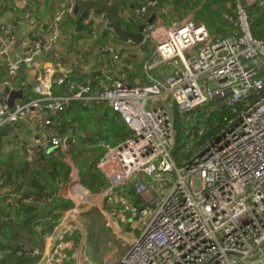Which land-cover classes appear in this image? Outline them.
<instances>
[{
	"label": "built area",
	"instance_id": "obj_1",
	"mask_svg": "<svg viewBox=\"0 0 264 264\" xmlns=\"http://www.w3.org/2000/svg\"><path fill=\"white\" fill-rule=\"evenodd\" d=\"M104 1L110 4L113 0ZM207 1L193 5L187 18L171 23L163 20L164 11L157 1H139L133 8L121 4L119 19L124 28L131 27L133 20L144 19L142 42L124 40V45L139 56L144 53L143 45L149 46L151 61L143 69L167 70L162 80L148 74V82L137 86L120 70L115 78L105 77L93 86L68 81L45 69L29 86L32 96L25 102L10 109L5 98H0V129L10 124L32 130L49 126L50 116L63 115L71 104L80 103L105 105L130 132L114 144L97 142L103 153L96 168L106 191L114 193L131 184L142 202L133 216L139 217L140 232L128 239V248L117 258L106 260L108 246L105 264L264 262V38L255 39L251 33L247 7L254 0H233L235 32L225 39L194 21ZM64 16L82 17L76 14L75 0H66L54 15L46 38L21 40V58L7 65L12 77L21 64L33 67L37 57L61 40ZM222 18L231 22L227 15ZM27 20L28 28L34 29L37 21L33 15ZM82 22L95 32L105 28L108 20L103 12L90 11ZM13 40L10 24L0 23V56ZM109 51L115 63L123 57L122 48L114 49L109 43L99 49L102 56ZM103 68L108 71L106 64ZM54 88H62L63 95H54ZM174 110L185 114L190 123L185 131L188 142L177 150ZM215 113L230 116H223L221 123L216 121L213 133H203L197 118L206 120ZM36 142L27 150L31 157L45 147L62 145L59 137L47 135ZM77 174V166L70 162L69 178ZM11 196L5 204L34 199L21 192ZM40 201L51 199L43 196ZM90 209L72 200L61 213L57 223L62 234L49 255L50 264H95L87 254L88 241L80 222V215ZM97 210L105 222H112L107 232L116 235L120 228L113 211L103 206ZM75 231L79 232L78 247L67 253L64 242L71 241ZM12 252L6 249L0 258ZM16 255L37 256L38 264L43 249L22 247Z\"/></svg>",
	"mask_w": 264,
	"mask_h": 264
},
{
	"label": "crops",
	"instance_id": "obj_2",
	"mask_svg": "<svg viewBox=\"0 0 264 264\" xmlns=\"http://www.w3.org/2000/svg\"><path fill=\"white\" fill-rule=\"evenodd\" d=\"M139 1L142 2L144 0H133V2L123 0L122 4L132 8ZM158 1L162 2L161 0ZM65 2L66 0H26L24 3H19L18 0H0V23L7 22L10 24L11 34L14 39L7 52L0 56V98H5L1 91L4 87L20 90L34 85L37 73L45 69L54 71L57 76L63 77L68 81L77 83L90 82L93 86L104 80L105 77L115 78L120 70L129 75V83L137 86L148 82V74L157 80L165 78L164 76L168 72L165 69L159 70L158 67L151 71L143 69V66L151 61L152 50L149 46L148 52L144 50L142 56L136 55L131 48L124 45V40L117 39L106 28L95 29V32H93L92 30L94 29L92 27L86 26L82 22L81 29L76 30V23L79 19H73L70 16L62 17L63 36L61 40L54 43L48 51L37 57L33 67L25 65L26 68L23 69L22 74L18 72L15 77H12L8 73L7 65L8 62H14L21 58L23 54L21 40L46 38L50 31L49 22L57 12L61 11ZM169 5L171 4H167L165 7L168 8ZM90 11L94 12L92 9ZM79 13L82 14L80 10L76 11V14ZM30 14L37 21L34 29L28 28L27 19ZM179 18L182 20L185 16L181 15ZM176 19L175 16H171L170 21ZM140 23L135 29L132 27L127 29L135 33L139 25L144 24L143 18H141ZM107 43L114 49L120 50L122 48L123 57L118 63L112 60L110 51L103 56L99 52V49ZM101 59L102 63L100 62ZM105 64L108 71L103 68ZM63 93L62 88H54L53 90L54 95H63ZM29 94H32V90L26 92L25 100ZM17 104H21V101H15V105ZM112 117L110 109L105 105L94 106L91 104L90 106H84L80 103H73L69 111L63 115L50 116L52 124L49 126L40 125L35 130H32L27 127L14 125L11 132L0 135V230L4 225L1 211L5 207L6 199L16 190V182L23 183L24 180H27L28 172L33 170V167L38 169L39 166L44 168L42 173L45 178L44 182L52 186L57 193L54 199H62L69 202V204H72V200L79 201L83 206L91 208L84 213L85 215H80L82 217L80 222L86 219V228H89V225L94 220L99 221L94 213H96L95 211L98 212L97 208L101 206L108 212L113 211V214L122 224L119 227L120 229L126 228L124 225H127L128 220L133 219L135 213L132 199L127 195L128 192L133 193L130 190L132 185L124 186L114 193L108 192L106 191L104 179L96 168L103 153V149L97 146V142L104 140L107 143L114 144L122 139L115 138L112 141H108L109 139L111 140V130L114 126ZM3 129H0V131ZM41 135L59 137L62 145L54 149L45 147L36 157L29 156L27 154L28 148L30 145L37 143L36 141ZM64 157L67 158V161L64 160ZM70 162L78 168L77 177L74 179H70L68 176ZM11 169L15 171L17 176L15 179H10L8 177L9 174H5L10 172ZM92 176L97 177L99 180V187L96 182L92 181ZM83 181L94 183L97 190L87 188ZM21 190H25V188ZM106 222L105 232L112 225L111 221ZM61 234L62 226L57 223L44 241L43 255L38 264H50L49 255L56 242L60 239ZM112 237L115 238L117 236L114 235ZM117 238L120 239L119 236ZM77 247V241L72 239L64 242V248L67 253H74ZM107 259L110 260L111 257L108 255Z\"/></svg>",
	"mask_w": 264,
	"mask_h": 264
},
{
	"label": "trees",
	"instance_id": "obj_3",
	"mask_svg": "<svg viewBox=\"0 0 264 264\" xmlns=\"http://www.w3.org/2000/svg\"><path fill=\"white\" fill-rule=\"evenodd\" d=\"M202 1L203 0H184L183 3L175 6L173 14L162 8L164 11L163 20L166 23H170L171 16H175L177 18L176 20H181V18H179L181 15L187 18L192 14V5L200 4ZM261 1L250 9L247 7V13L250 18L251 33L254 38L258 40L264 38V28L262 23L259 22V20L264 16V0L262 2ZM172 2L173 0H166L165 2L158 1V5L159 7H165L167 4H171ZM223 15H227L229 19H231V22L224 21L222 18ZM235 19V2L233 1L229 4L227 0H208L194 17V21L197 24L203 25L210 34H216L219 39H225L235 32L232 25ZM140 22L141 19H137L135 21L133 20L131 27L135 29L138 24H141ZM143 50L148 52V46L143 45ZM30 96H32V94H29L27 98ZM67 111H69V109ZM173 114L175 150H177L181 145L188 142V137L185 135V131L189 129L190 123L186 122L185 114L176 110H174ZM112 115L114 126L111 130V140L109 139L108 141L130 135L127 128L113 113ZM223 116L229 117L230 114L224 113ZM223 116L215 113L206 120L197 118V121L202 124L203 133L211 134L213 133V124L216 121L221 123ZM38 169L33 167V170L28 172L27 180H24L27 185L24 182H16L17 188L12 193L13 195L21 192L27 197L33 196V201L27 203L21 200H16L14 205H11L10 201L6 204L4 203L5 207L1 211L2 217L4 218V225L0 230V252L5 251L6 249L13 252L11 254H3L0 258V264H35L38 261L37 256H19L16 255V252L22 247H28L36 250L42 249L46 237L50 234L52 228L57 223L61 213L70 207V204L67 201L62 199H53L56 197V192L52 186H49L46 182H44L45 178L42 174L44 168L39 166ZM5 174H9L8 177L10 179H15L17 177L15 171L12 169L10 172ZM92 181L96 182L99 187L100 182L97 177L92 176ZM83 184L91 190H97L94 183L83 181ZM23 188H25V190H21ZM130 190L134 193L133 188H130ZM133 193L131 194L128 192L127 195H129L132 199L133 208L138 210L142 206V202L136 197V194L134 193L133 195ZM43 196L50 198L51 201L48 203H42L40 199ZM10 200H12V196L10 197ZM78 238L79 232L75 231L72 234L71 239L73 241H78Z\"/></svg>",
	"mask_w": 264,
	"mask_h": 264
},
{
	"label": "water",
	"instance_id": "obj_4",
	"mask_svg": "<svg viewBox=\"0 0 264 264\" xmlns=\"http://www.w3.org/2000/svg\"><path fill=\"white\" fill-rule=\"evenodd\" d=\"M133 2V0H127ZM153 1V0H150ZM162 2L165 0H161ZM123 0H113L110 4H106L104 0H75V11H81L82 17L79 18V20L76 23L77 29H81V23L82 20L86 17L89 10L92 9L94 12H103L108 20V24L106 25V29L110 30L113 35L119 39V40H126L130 41L135 44H140L143 40V29L144 25H139L137 31L131 32L128 29L124 28L121 25L120 19H119V8L122 4ZM184 0H173L171 5L168 6L167 11L172 14L174 7L177 4L183 3ZM133 6V5H131ZM26 66L22 64L18 72L19 74L23 73V69H25ZM30 88H23L20 90H14L10 89L9 87H4L3 90L1 89L5 101L7 103V106L12 109L15 105V101H21L23 102L25 100V94L27 91H29ZM14 127V124H10L7 127H5L3 130L0 131V135H5L12 131ZM105 218L103 216L100 217L98 222V230L95 234V236L88 241V248H89V257L90 260L93 261L95 264H105V258L108 252V244L105 243L104 245L100 242V233L102 229H104L105 226ZM261 264H264L261 263Z\"/></svg>",
	"mask_w": 264,
	"mask_h": 264
},
{
	"label": "rangeland",
	"instance_id": "obj_5",
	"mask_svg": "<svg viewBox=\"0 0 264 264\" xmlns=\"http://www.w3.org/2000/svg\"><path fill=\"white\" fill-rule=\"evenodd\" d=\"M260 1L261 0H254V1L250 2L251 5H250V7H248V9L252 8L253 6H255ZM227 2L229 4H231L233 1L232 0H227ZM259 22L262 23V26L264 28V16L259 20ZM95 212L96 213H94V214H96V216H97V218L99 220L101 215L97 211H95ZM82 215H85V214H82ZM78 218L79 217H77V219ZM81 219H82V217L80 218V220ZM131 221H133V223H131L130 226H128L129 224L126 223L127 225H124L126 228H124V227L121 228L119 230V232L117 230H115V232H118L116 234V236L117 237L119 236L120 239L117 238V237L113 238L112 237L113 234L110 233L111 230L109 232H105V230L102 229V231L100 233V239L99 240H100L101 244H103V245L105 243L108 244L109 249H110L109 257L117 258L119 254L124 253L126 251V249L128 248V246H129V242H128L129 240L128 239H130L132 236H136L137 232H140L138 230L139 227H140L139 217L136 216L133 219H131ZM85 222H86V219L83 222H81V225L83 226V228L85 230L86 240L90 241L95 236V234H96V232L98 230V222L99 221L97 222V221L94 220L91 223V225H89V228L85 227ZM117 225H118V227L122 226V224L119 221L117 222ZM115 227H116V225H115ZM124 235H126V237ZM121 239H124V240H121Z\"/></svg>",
	"mask_w": 264,
	"mask_h": 264
},
{
	"label": "clouds",
	"instance_id": "obj_6",
	"mask_svg": "<svg viewBox=\"0 0 264 264\" xmlns=\"http://www.w3.org/2000/svg\"><path fill=\"white\" fill-rule=\"evenodd\" d=\"M154 1H155V0H154ZM157 3H158V2H157ZM158 7H159V5H158ZM132 8H133V7H132ZM160 8H163L164 10H167V8L165 9V7H160ZM174 21H176V20H174ZM177 21H180V20H177ZM171 22H173V21H171ZM171 22H170V23H171ZM107 24H108V23H107ZM21 65H22V64H21ZM21 65H20V66H21ZM29 88H30V87H29ZM30 90H31V88H30ZM26 100H27V99H26ZM26 100H24L23 102H25ZM104 227H105V226H104Z\"/></svg>",
	"mask_w": 264,
	"mask_h": 264
}]
</instances>
